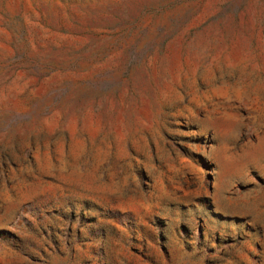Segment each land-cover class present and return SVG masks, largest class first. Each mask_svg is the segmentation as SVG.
<instances>
[{
    "label": "rangeland",
    "instance_id": "1",
    "mask_svg": "<svg viewBox=\"0 0 264 264\" xmlns=\"http://www.w3.org/2000/svg\"><path fill=\"white\" fill-rule=\"evenodd\" d=\"M0 264H264V0H0Z\"/></svg>",
    "mask_w": 264,
    "mask_h": 264
}]
</instances>
